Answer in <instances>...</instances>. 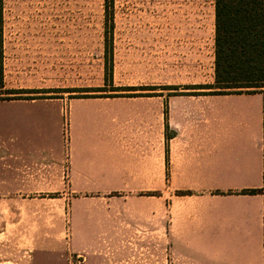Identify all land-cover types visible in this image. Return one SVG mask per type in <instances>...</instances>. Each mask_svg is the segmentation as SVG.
<instances>
[{"label":"crops","instance_id":"crops-1","mask_svg":"<svg viewBox=\"0 0 264 264\" xmlns=\"http://www.w3.org/2000/svg\"><path fill=\"white\" fill-rule=\"evenodd\" d=\"M197 94L168 101L150 95L76 99L81 120L72 125L95 131L69 136L65 150L56 135H42L39 144L12 136L14 147L0 153V188L100 191L98 211L76 213L73 222L74 245L87 252L88 264L108 260L111 252L157 249L163 264H264V88ZM11 102L68 111L71 123L74 103L65 111L55 100ZM23 141L31 146L18 144ZM157 188L163 189L158 201L110 195ZM249 188L262 190L242 193ZM157 203L164 228L158 247ZM133 221L139 233L124 239ZM98 251L106 256L93 255Z\"/></svg>","mask_w":264,"mask_h":264},{"label":"rangeland","instance_id":"rangeland-1","mask_svg":"<svg viewBox=\"0 0 264 264\" xmlns=\"http://www.w3.org/2000/svg\"><path fill=\"white\" fill-rule=\"evenodd\" d=\"M104 4L105 0H1L2 155L14 147L9 143L12 136L32 137L39 144L42 135H56L65 150L69 136L95 131L72 125L81 120L82 103L76 99L150 95L168 101L176 95L195 98L199 95L195 91H212L197 86L215 81V0H114L109 54ZM107 57L113 59L109 73ZM32 99L60 101L65 111L74 103L71 123L68 111L52 114L51 106L11 102ZM53 106L60 110L59 104ZM2 160L0 156V179ZM162 190L131 189L110 195H152L158 201ZM101 194L97 189L0 188V264H88L87 252L74 245L73 222L76 213L98 211L101 205L94 197ZM160 212L157 203V247L164 238ZM125 227L124 239L139 233L135 222ZM107 255L108 260L98 258L91 264H163L164 253L157 249Z\"/></svg>","mask_w":264,"mask_h":264},{"label":"trees","instance_id":"trees-1","mask_svg":"<svg viewBox=\"0 0 264 264\" xmlns=\"http://www.w3.org/2000/svg\"><path fill=\"white\" fill-rule=\"evenodd\" d=\"M104 6L106 54H109L113 43L114 0H105ZM214 54L215 81L197 86L212 91L202 92L229 93L225 90L264 88V0H215ZM106 61L109 73L113 59L107 57ZM261 190L249 188L242 193Z\"/></svg>","mask_w":264,"mask_h":264}]
</instances>
